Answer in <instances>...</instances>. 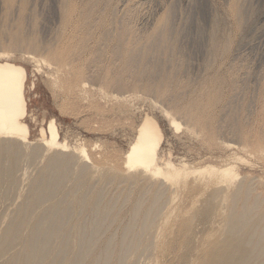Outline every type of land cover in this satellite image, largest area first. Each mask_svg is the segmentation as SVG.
<instances>
[{
    "label": "bare ground",
    "instance_id": "bare-ground-1",
    "mask_svg": "<svg viewBox=\"0 0 264 264\" xmlns=\"http://www.w3.org/2000/svg\"><path fill=\"white\" fill-rule=\"evenodd\" d=\"M18 1L22 9L16 24L11 29L2 27L5 35L2 34L9 35L10 47L27 44L39 48L42 45L38 23L27 12L31 0ZM116 2L61 0L58 5L60 22H75L78 28V36H72L61 51L49 53L59 66L58 71L70 67L74 75L67 79L65 88L82 95L91 86L88 80H96L110 88L138 89L179 103L181 89L188 80L180 76L187 72V65L180 53L181 33L172 26L175 6L165 10L151 33L147 37L145 34V41L140 42L141 36L133 24L135 12L128 7L127 15L124 10L118 17ZM14 9V0H8L6 15ZM232 15L238 23L244 16L238 0L233 1ZM91 38L94 44L89 48V57L74 69V61L88 48ZM228 39L227 34L219 37L212 30L210 45L216 58H228ZM28 57L36 64L43 60L36 55ZM115 60L119 61L118 66L112 65ZM57 78L48 81L54 90L60 84ZM222 82L224 79L215 74L209 80V90L217 94ZM227 83L231 86L234 78ZM26 86V68L3 59L0 53V264H138L140 255L169 263L179 258L178 264H198L200 258H205L201 264H264V183L256 176L246 171L238 179L240 173L232 163L191 167L163 159L159 152L162 132L149 116L140 122L122 161L126 170L140 173L128 178L118 171L93 172L87 165L90 156L82 145L66 152L67 142L59 138L53 119L48 123L47 134L41 129L37 144H27ZM89 89L102 93L96 87ZM244 118L238 119L230 109L227 120L232 131L242 130ZM170 123L179 128L180 123L174 118H170ZM258 138L257 149L264 148L263 137ZM24 146L28 147L26 153ZM234 159L235 163L246 162L239 155ZM23 160L38 166H30V170L37 167V172L25 179L26 192L21 194ZM197 185L201 187L198 195L203 196V205L195 218L202 221L196 225L218 221L226 232L220 242L219 235L211 233L203 250L197 244L198 237L194 238L198 233L194 226L196 213L194 216L188 212L193 205L186 211L183 208L188 215L173 211L177 196L186 190L191 194ZM217 197L221 199L216 201ZM217 203L224 209H219V214L216 209L214 215ZM166 211L178 220L175 239L183 237L176 248L173 242L158 243L161 233L154 231V224ZM124 217L126 222L118 227ZM210 223L214 224L213 229L216 224ZM191 251L200 252L187 261L185 253ZM140 261L146 263L144 259Z\"/></svg>",
    "mask_w": 264,
    "mask_h": 264
},
{
    "label": "rangeland",
    "instance_id": "rangeland-1",
    "mask_svg": "<svg viewBox=\"0 0 264 264\" xmlns=\"http://www.w3.org/2000/svg\"><path fill=\"white\" fill-rule=\"evenodd\" d=\"M233 1L117 0L116 3L119 2L116 6L118 17L124 10L126 16L128 7L135 12L133 24L141 36L140 42L145 41V37L158 24L165 10L171 5L175 6L176 13L172 26L179 35L181 33L179 42L182 44H180L182 52L180 53L183 54V60L187 65V72L180 73V76L188 80V85L181 89L180 102L174 104L154 93L132 88L114 89L95 82L96 80H88V84L102 90L101 94L93 93L89 89L91 86L83 91L82 95L69 91L64 85L68 78L74 77L70 67L60 68L58 71L59 66L49 56L51 52L61 51L72 36H78L75 22H60L57 8L61 0H31L28 5L27 12L33 22L38 23L37 33L42 45L39 48H30L27 44L10 47V38H7L9 35L4 36L5 31L1 28L5 26L11 29L16 24L17 14L22 8L19 1L14 0V11L6 15L5 7L8 0H0L1 57L15 64H21L27 70L26 123L29 131L27 144L30 146L37 144L41 129L47 134L48 123L53 119L59 138L67 142V151L66 149L64 151L69 152L72 149L75 150L74 147L82 145L90 156L87 165L91 171H118L130 178L140 171L126 170L122 161L140 122L145 116H149L156 120L162 132L159 152L163 159H169L176 165L186 163L191 167L204 164L221 166L232 163L240 173L238 179L244 172L249 171V175L256 176L264 183V148L257 149L256 143L258 137L264 138V0H238L244 15L240 23L232 15ZM29 23L32 24V21ZM214 29L219 37L226 34L229 36L230 54H228L230 56L228 55V58H216L217 56L213 54L210 36ZM93 41L94 38L87 41L90 44L88 50L84 49L85 51L74 61V69L89 57V48L94 44ZM32 55H36L37 58L42 57L43 60L36 64L28 57ZM104 64H107L106 58H104ZM112 65L118 66L119 61L115 60ZM232 67H234L233 70ZM215 74L224 79L217 94L209 90V80ZM55 77H58L60 84H57V89L54 90L48 81ZM231 77L234 78L235 83L230 86L227 81ZM229 101L231 103H228ZM230 107L238 119L245 117L241 131H232L230 128L227 120ZM209 115L210 117H206ZM170 118L180 123L179 128L175 129L171 125ZM228 142L233 147H226ZM27 148H24L25 153ZM236 155L246 159L245 164L235 163ZM28 164L23 160L22 179L24 180L20 179L22 185L20 184L19 188L23 189V193L19 190L21 194L26 192L25 186L28 182L25 179L27 180L31 174L33 177L37 172V167L30 170V166L35 163ZM198 186L197 188L194 186L196 190L193 188L191 194L187 190L180 193L174 201L173 211L174 214H177L179 210L184 213L193 205L191 212L190 210L188 212L194 216L196 213L194 226H197L198 233L196 232L197 236L195 234L194 238L198 237L197 244H201V250H203L207 246L209 236L218 234V242H220L225 239L226 232H224L225 228L221 227V222L217 224L218 221L216 223L213 221L216 224L213 229L214 224L206 221L205 224L203 221L202 225H196L202 221L200 218L199 220L195 218H198L197 214L203 205V196L198 195L201 187ZM218 198L216 201L221 199ZM218 204L214 207V215L219 214L217 212L219 209H224V205L218 206ZM183 213L181 216L187 214ZM174 214L168 216L167 211L162 214L154 224L155 230H153L161 233V240L158 243L173 242L176 248L183 237L175 239L178 220L174 219L176 217ZM125 222L124 217L118 222V227ZM209 223L213 224L212 227ZM192 243L196 244V241L194 242L193 239ZM197 252L183 253L189 257L186 258L189 261ZM139 258L145 260L146 263L143 264H178L179 262V258H174L172 263L168 260L153 261L141 255ZM146 259L152 261L147 262ZM204 259L200 258L196 262L201 264ZM139 261L138 264H141Z\"/></svg>",
    "mask_w": 264,
    "mask_h": 264
}]
</instances>
